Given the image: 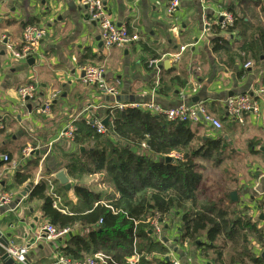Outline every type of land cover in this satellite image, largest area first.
Returning <instances> with one entry per match:
<instances>
[{
  "label": "crops",
  "instance_id": "0c3cea01",
  "mask_svg": "<svg viewBox=\"0 0 264 264\" xmlns=\"http://www.w3.org/2000/svg\"><path fill=\"white\" fill-rule=\"evenodd\" d=\"M102 1L116 23L125 24L143 39L131 46L105 48L96 23L89 20L80 0L0 2V190L10 196V202L0 208V231L10 234V245L28 246V263L57 264L58 258L63 257L60 248L66 245L69 235L54 239L42 237L43 226L48 223L41 212L42 201L29 199L31 187L25 196L22 192L28 183L35 185L42 176L53 184V191L59 197L58 206L64 210L61 212L84 209L73 191L75 183L67 190L51 175L58 170H64L67 175L65 154L76 150L73 143L57 140L62 127L68 121L85 118L89 113L106 117L102 115L104 109L97 107L111 99L101 97L93 86L80 81L83 66L102 65L107 81L117 86L119 96L127 102L153 100L164 107H174L183 101L203 102L213 116L222 120V128L216 132L199 124L201 134L226 141L224 159L239 165L233 166L228 190L221 189L216 193L227 195L224 206L249 219L263 234L262 121L253 113L245 115L243 124L233 121L225 111L223 100L237 94L256 95L264 82V51L260 52L257 60L240 53L241 56L229 65L223 52L217 54L212 51L210 40L213 33L199 39L203 16L212 18L220 10L231 12L230 9L239 11L241 8L246 14L249 32L255 27H264L263 16L255 0H181L173 17L166 13L168 0ZM29 24L46 30L39 54L21 60L9 58L4 48L5 39L19 42L23 28ZM226 36L230 37L234 47L241 42L235 31ZM177 46H185V49L173 57L178 51L175 50ZM164 50H168L169 55H165L157 73L148 66V61ZM165 60H168L166 67L163 66ZM247 62L251 63L250 66L244 67ZM172 76L179 77L185 85L176 82L171 90L160 92L158 80L169 84ZM27 84L35 87L34 99L21 102L17 89ZM46 101L49 110L43 113L42 104ZM28 104L31 105L30 111ZM260 105V112L264 115V98ZM49 142L53 143L51 150L40 162ZM26 146L36 151L24 158L22 150ZM8 154L10 159L4 161L2 156ZM17 172L29 174L31 178L18 184L15 182ZM67 177L70 182L71 178ZM89 190L100 191L96 186ZM232 191L236 192L237 201L230 199ZM47 192L50 195L49 186ZM64 193L69 194V198L63 202ZM108 193L117 196L115 192ZM178 222L177 214L166 218L161 230V243L166 253L152 252L146 256L144 264H169L166 259L168 252H173L184 264H217L213 250H205L204 245L200 247L199 241L196 244L179 241ZM85 233L80 225L70 228V235ZM241 233L246 235L247 244H240L236 249L223 235L217 238L215 243L220 248L222 259L250 250L254 257L264 260L262 241L257 239L256 232L245 227ZM201 240L205 243L204 235ZM12 261L8 263L0 258V264H19ZM242 264L253 263L244 256Z\"/></svg>",
  "mask_w": 264,
  "mask_h": 264
},
{
  "label": "trees",
  "instance_id": "16d2710c",
  "mask_svg": "<svg viewBox=\"0 0 264 264\" xmlns=\"http://www.w3.org/2000/svg\"><path fill=\"white\" fill-rule=\"evenodd\" d=\"M255 3L264 20V0ZM230 11L234 18L231 26L225 31L212 27V51L223 52L229 65L240 53L257 60L264 51V27L249 32L245 12L241 8ZM233 31L241 39L237 47L226 36ZM176 82L185 85L179 77L172 76L169 84L159 79L157 87L163 93ZM102 115L109 117L105 133L96 132L85 118L74 121L76 132L72 143L76 150L65 154L67 175L76 179L102 173L117 196L75 184L73 191L84 209L67 213L53 206L45 180L31 186L29 191V199L42 201L41 212L49 224L57 229L80 225L86 231L85 235L68 234L66 245L60 248L63 257L83 260L102 253L117 264H126L135 249L139 254L137 264H144L148 254L166 253L165 246L148 233L151 220L157 217L165 222L167 217L177 214L179 241L192 244L199 241L200 247L213 250L215 263L242 264L246 256L253 264H263L264 260L254 257L250 250L224 260L215 243L223 235L233 249L240 244L246 246V235L241 233L245 227L255 231L258 240L264 237L249 219L225 207L227 195L217 194L202 175L206 164L214 169L222 164L226 149L223 138L206 137L200 133L199 124L169 121L163 115L140 109H104ZM172 153L180 157L166 160ZM7 158L10 159L9 154ZM30 178L29 174L17 172L15 182L22 184ZM203 235L205 243L201 240Z\"/></svg>",
  "mask_w": 264,
  "mask_h": 264
},
{
  "label": "built area",
  "instance_id": "2783aa9c",
  "mask_svg": "<svg viewBox=\"0 0 264 264\" xmlns=\"http://www.w3.org/2000/svg\"><path fill=\"white\" fill-rule=\"evenodd\" d=\"M6 0H0V2H5ZM181 0H168L166 5V13L173 17L176 10L179 7ZM80 3L85 6L87 11V16L90 21L96 23L100 40L105 48H121L126 46H131L143 39L138 33L131 32L125 24L116 23L111 16L108 14L105 4L102 0H80ZM234 22V18L231 12L226 10H220L212 18L203 16L202 18V29L199 39H205L208 35L212 34V27L217 26L220 30L225 31L227 27L231 26ZM173 32L175 28L172 29ZM46 30L43 27L29 24L23 28L21 40L15 42L9 39H5L4 48L9 55V58L14 60H21L29 57H35L39 54V46L41 40L44 38ZM185 46H177L173 57H177L178 53L182 52ZM159 56H155L148 61V66L153 68L157 73L159 72V64H161L165 55H169L168 50L164 52H159ZM75 60V58H73ZM250 62H247L244 67L250 66ZM82 76L80 81L85 85L93 86L96 93L101 97L107 96L111 99L106 104H101L97 108L103 109H118L123 110L126 108L140 109L144 111H149L157 115H163L169 121L175 122H190L193 124H202L209 127L212 131L216 132L221 130L222 123L219 119L213 116L207 109L203 102L190 103L187 101L181 102L179 105L174 107H164L153 100L145 102H121L117 101L116 98L120 95L119 90L115 84H111L106 79V70L102 65H87L81 68ZM17 94L21 102H26L28 100L34 99L35 87L32 84H27L19 87L17 89ZM255 96L245 94H237L228 97L223 100V106L227 115L239 124L245 122V115L247 113H253L256 117L261 118L262 121V131H263V141H264V115L260 112V103L262 98H264V82L261 84L260 88L255 92ZM95 106L93 108L97 109ZM89 108V107H88ZM87 108V109H88ZM49 110V103L46 101L42 104L41 112L46 113ZM86 122L95 127L96 132L105 133L106 128L102 123L101 116H96L94 113H89L86 117ZM1 127V126H0ZM76 132V127L74 120L68 121L60 130L57 136V140H66L70 143L74 140V135ZM52 142H49L45 147L46 151L41 156V161L45 160L49 154ZM141 146L145 148V144L142 143ZM35 148L31 146H26L22 150V156L27 158L34 154ZM170 157L179 158L178 154L172 153ZM1 158V156H0ZM4 161H8L7 156H2ZM53 176V175H51ZM39 181L46 180L49 186V192L53 200V206L58 208L60 211H64L60 206H58L59 197L55 191H53V184L50 182L49 178H44L40 176ZM38 180L35 182L37 183ZM10 202V196L0 190V208ZM264 208V202L262 204ZM164 222H160L157 217L150 222L151 236L155 241L161 242V230ZM70 233L69 228L57 229L55 226L46 223L42 229V237L48 239L58 238L60 236H65ZM262 248L264 251V237L262 239ZM28 251V246H16L10 245L7 248L8 256L19 264H32L26 261V254ZM167 260L169 264H184L183 261L178 258L173 252H168ZM139 260V254L133 251L132 255L127 259L126 264H137ZM57 264H117L109 255L96 253L92 256H88L83 260H72L67 257L58 258ZM264 264V262H263Z\"/></svg>",
  "mask_w": 264,
  "mask_h": 264
},
{
  "label": "rangeland",
  "instance_id": "374dc122",
  "mask_svg": "<svg viewBox=\"0 0 264 264\" xmlns=\"http://www.w3.org/2000/svg\"><path fill=\"white\" fill-rule=\"evenodd\" d=\"M202 132V131H201ZM206 167L202 169V175L206 180V184H209L214 191L217 190H228V187L231 186V176L233 175L232 170L233 166L235 168L239 167L238 164H233L226 160H223L222 164L218 169H214L211 164H206ZM70 183L72 184H80L85 187H97L102 193L111 192L110 185L106 181L105 176L102 173L92 174V175H84L83 177L70 179ZM69 194H62L63 202L68 200ZM61 199V200H62Z\"/></svg>",
  "mask_w": 264,
  "mask_h": 264
},
{
  "label": "water",
  "instance_id": "95a60500",
  "mask_svg": "<svg viewBox=\"0 0 264 264\" xmlns=\"http://www.w3.org/2000/svg\"><path fill=\"white\" fill-rule=\"evenodd\" d=\"M73 4V2H71ZM79 8V7H78ZM101 45V42L100 44ZM31 61H33V59L31 58L30 59ZM168 64V60H165L163 62V66L166 67V65ZM161 67V66H159ZM106 99H110L109 97H106ZM26 100H28L26 98ZM117 101H121V102H127L125 99H123L121 96H118L116 98ZM27 108L28 110L30 111L31 109V105H27ZM108 121H109V117L106 116L103 120H102V123L104 126H107L108 124ZM83 147H80V150L83 151ZM166 160H171V157L168 156L166 157ZM53 178L56 179L60 185H62L65 189L69 190L71 188V183L69 182V178L67 177L66 173L64 172V170H58L56 171L54 174H53ZM32 183H28L27 186L25 187V189L23 190L22 192V195L25 196L26 193L29 191L30 187H31ZM229 197L232 201H237V194L235 191H232L230 192L229 194ZM149 234H151V231L149 230L148 231ZM9 237H10V234L6 233H2L0 231V258L6 262H11L12 259H10V257L8 256L7 254V248L10 246V242H9ZM262 256H264V253L262 254ZM166 259H168L166 257ZM13 262V261H12Z\"/></svg>",
  "mask_w": 264,
  "mask_h": 264
}]
</instances>
